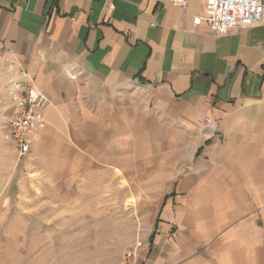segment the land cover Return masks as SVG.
Returning <instances> with one entry per match:
<instances>
[{
    "label": "crops",
    "instance_id": "obj_1",
    "mask_svg": "<svg viewBox=\"0 0 264 264\" xmlns=\"http://www.w3.org/2000/svg\"><path fill=\"white\" fill-rule=\"evenodd\" d=\"M203 13L0 0V189L104 175L148 206L139 264H264V23L215 35ZM21 69L47 98L23 163L5 128Z\"/></svg>",
    "mask_w": 264,
    "mask_h": 264
},
{
    "label": "rangeland",
    "instance_id": "obj_2",
    "mask_svg": "<svg viewBox=\"0 0 264 264\" xmlns=\"http://www.w3.org/2000/svg\"><path fill=\"white\" fill-rule=\"evenodd\" d=\"M23 175L24 187L0 189V264H124L134 248L139 263L148 206L126 203L127 189L102 175L55 194Z\"/></svg>",
    "mask_w": 264,
    "mask_h": 264
},
{
    "label": "built area",
    "instance_id": "obj_3",
    "mask_svg": "<svg viewBox=\"0 0 264 264\" xmlns=\"http://www.w3.org/2000/svg\"><path fill=\"white\" fill-rule=\"evenodd\" d=\"M186 6L189 0H169ZM205 22L215 35L264 23V0H204V13L194 19L195 25ZM20 79L10 82L8 95L12 108L5 128L15 147L18 162L29 159L31 146L44 124L43 109L47 98L30 87L27 69L19 71ZM209 121V120H208ZM124 264H139L137 249L124 254Z\"/></svg>",
    "mask_w": 264,
    "mask_h": 264
},
{
    "label": "bare ground",
    "instance_id": "obj_4",
    "mask_svg": "<svg viewBox=\"0 0 264 264\" xmlns=\"http://www.w3.org/2000/svg\"><path fill=\"white\" fill-rule=\"evenodd\" d=\"M132 202V199L131 200H129V203H131Z\"/></svg>",
    "mask_w": 264,
    "mask_h": 264
}]
</instances>
